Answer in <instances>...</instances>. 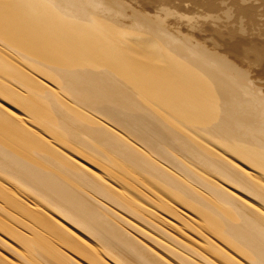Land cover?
Segmentation results:
<instances>
[{
  "label": "bare ground",
  "instance_id": "bare-ground-1",
  "mask_svg": "<svg viewBox=\"0 0 264 264\" xmlns=\"http://www.w3.org/2000/svg\"><path fill=\"white\" fill-rule=\"evenodd\" d=\"M108 1L0 0V264H264V87Z\"/></svg>",
  "mask_w": 264,
  "mask_h": 264
},
{
  "label": "rangeland",
  "instance_id": "rangeland-1",
  "mask_svg": "<svg viewBox=\"0 0 264 264\" xmlns=\"http://www.w3.org/2000/svg\"><path fill=\"white\" fill-rule=\"evenodd\" d=\"M106 3L122 6L128 17L135 19L136 15H131L135 12L150 21L142 31L134 30V39L163 29L177 37L192 38L208 51L226 57L264 87V0H109ZM125 26L129 29L131 24ZM121 28L126 30L122 26L120 31ZM211 40L217 41L218 46L213 47Z\"/></svg>",
  "mask_w": 264,
  "mask_h": 264
}]
</instances>
